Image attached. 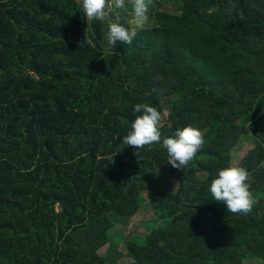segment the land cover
Instances as JSON below:
<instances>
[{"label":"trees","instance_id":"1","mask_svg":"<svg viewBox=\"0 0 264 264\" xmlns=\"http://www.w3.org/2000/svg\"><path fill=\"white\" fill-rule=\"evenodd\" d=\"M81 5L0 0V264H118L114 228L147 208L148 229L123 237L132 264H245L264 240V0H151L113 48L131 5L91 25ZM88 26L95 47L79 49ZM142 103L167 115L162 138L210 133L184 171L160 144H122ZM254 140L250 214L188 189Z\"/></svg>","mask_w":264,"mask_h":264},{"label":"clouds","instance_id":"2","mask_svg":"<svg viewBox=\"0 0 264 264\" xmlns=\"http://www.w3.org/2000/svg\"><path fill=\"white\" fill-rule=\"evenodd\" d=\"M132 8V21L135 27H125L116 21L108 25L107 42L113 48L116 42L131 44L137 35V27H142L148 20V8L151 0H127ZM81 4V0H77ZM82 10L87 18L88 25L93 21L102 22L115 9H125L126 0H82ZM89 26L86 29L85 38L77 41L79 49L95 47V40L89 36ZM94 35V34H93ZM163 90H156L161 102L165 99ZM136 116L131 124V130L122 137V144L133 147L138 156L146 146L160 144L167 152V163L173 168L182 170L189 166L198 151L204 144L203 135L200 130L191 125L177 129L174 136L162 138L160 123L163 119L160 111L148 103L136 104L133 108ZM251 177L248 171L239 166H230L218 171L217 178L210 185V193L215 201L226 205L227 211L233 214L248 215L253 211L258 201L250 191Z\"/></svg>","mask_w":264,"mask_h":264},{"label":"rangeland","instance_id":"3","mask_svg":"<svg viewBox=\"0 0 264 264\" xmlns=\"http://www.w3.org/2000/svg\"><path fill=\"white\" fill-rule=\"evenodd\" d=\"M114 9V7H113ZM111 15V13L109 14ZM144 26V25H143ZM142 26V27H143ZM139 27V28H142ZM164 112V111H163ZM165 113V112H164ZM167 122V115L162 119V123ZM210 133H206L205 136H203L204 142L206 141V136ZM242 148L234 153V155L231 157V159L228 162V167L230 166H239V167H244V163L246 162V158L248 154L250 153L251 150L256 149L257 147V142L254 140L252 142H245L243 144ZM264 166V163H263ZM164 169V168H163ZM246 169V168H245ZM164 172L166 170L164 169ZM250 174V173H249ZM205 180L207 177L204 178ZM172 188L173 189H179V182L173 180L172 182ZM154 189V188H153ZM188 189H199L201 194L200 197L201 199L206 198V193H204V189H210L209 185L203 183L200 184L197 187H190ZM255 190V189H254ZM159 190H156L155 193H157ZM264 198V195H263ZM145 199L148 201L150 197L145 195ZM154 216V211L152 209L148 208L146 210L141 211L135 218H133L130 222H128L126 225L124 224H117L116 227L114 228L115 233L112 234V239L113 242H116L118 245V251H120L123 256L119 257L117 260L118 264H132L133 263V258L129 255L126 245H124V240L123 237H125L127 234L138 231V232H144L148 229V221ZM119 237V238H118ZM115 238L117 240H115ZM119 240V241H118ZM109 249V244L103 245L100 249H98L99 254H105L107 250ZM256 253H258L254 258L249 259L245 264H264V240L261 241V243L258 245L256 249Z\"/></svg>","mask_w":264,"mask_h":264}]
</instances>
